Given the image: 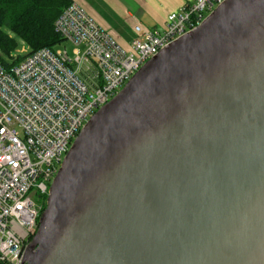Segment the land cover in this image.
Wrapping results in <instances>:
<instances>
[{
  "label": "water",
  "instance_id": "1",
  "mask_svg": "<svg viewBox=\"0 0 264 264\" xmlns=\"http://www.w3.org/2000/svg\"><path fill=\"white\" fill-rule=\"evenodd\" d=\"M25 264H264V0H225L81 130Z\"/></svg>",
  "mask_w": 264,
  "mask_h": 264
},
{
  "label": "built area",
  "instance_id": "2",
  "mask_svg": "<svg viewBox=\"0 0 264 264\" xmlns=\"http://www.w3.org/2000/svg\"><path fill=\"white\" fill-rule=\"evenodd\" d=\"M224 1L185 3L167 15L162 31L137 25L129 48L72 2L55 29L76 46L73 55L57 45L29 53L27 45L17 62L0 61V264H25L51 185L91 117Z\"/></svg>",
  "mask_w": 264,
  "mask_h": 264
},
{
  "label": "trees",
  "instance_id": "3",
  "mask_svg": "<svg viewBox=\"0 0 264 264\" xmlns=\"http://www.w3.org/2000/svg\"><path fill=\"white\" fill-rule=\"evenodd\" d=\"M72 0H0V50L10 54L23 41L31 52L64 42L55 21ZM25 55H19L17 62ZM0 61L8 63L2 54ZM12 62V63H13Z\"/></svg>",
  "mask_w": 264,
  "mask_h": 264
},
{
  "label": "crops",
  "instance_id": "4",
  "mask_svg": "<svg viewBox=\"0 0 264 264\" xmlns=\"http://www.w3.org/2000/svg\"><path fill=\"white\" fill-rule=\"evenodd\" d=\"M109 32L123 47L129 48L135 36V27L141 25L152 30L165 28L167 15L193 0H72ZM96 7L111 19L102 16ZM101 9V8H100ZM111 12V14H110Z\"/></svg>",
  "mask_w": 264,
  "mask_h": 264
},
{
  "label": "rangeland",
  "instance_id": "5",
  "mask_svg": "<svg viewBox=\"0 0 264 264\" xmlns=\"http://www.w3.org/2000/svg\"><path fill=\"white\" fill-rule=\"evenodd\" d=\"M97 8V10H98V12L102 15V16H104L109 22H110V18L103 12V8H105V9H109V7H96ZM101 8V9H100ZM110 10V9H109ZM110 14H111V12H110ZM23 46H27V44L26 43H24L23 41H20V43H19V45H18V47L16 48V49H14L10 54H5L4 52H2L1 50H0V54H2L3 55V57L5 58V60L8 62V63H12L13 61H14V58L13 57H15V58H17V56H18V50L20 49V48H22ZM75 45L73 44V43H71V42H68V41H66V42H64V43H62V44H59V45H57L56 46V48H62V49H67L68 50V52H69V54L70 55H73V53H74V49H75ZM81 48H83V47H81Z\"/></svg>",
  "mask_w": 264,
  "mask_h": 264
}]
</instances>
